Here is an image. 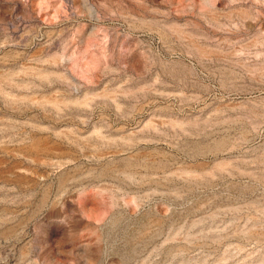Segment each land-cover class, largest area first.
<instances>
[{
  "label": "rangeland",
  "instance_id": "rangeland-1",
  "mask_svg": "<svg viewBox=\"0 0 264 264\" xmlns=\"http://www.w3.org/2000/svg\"><path fill=\"white\" fill-rule=\"evenodd\" d=\"M0 264H264V0H0Z\"/></svg>",
  "mask_w": 264,
  "mask_h": 264
}]
</instances>
